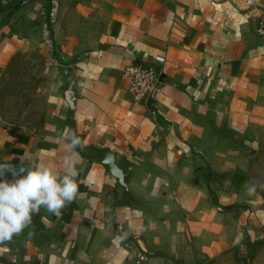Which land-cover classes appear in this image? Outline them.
Segmentation results:
<instances>
[{"label": "crops", "instance_id": "crops-1", "mask_svg": "<svg viewBox=\"0 0 264 264\" xmlns=\"http://www.w3.org/2000/svg\"><path fill=\"white\" fill-rule=\"evenodd\" d=\"M20 1L0 0V76L18 54L49 53V34L56 57L41 127L12 132L0 119V163L63 175L71 156L78 193L59 217L34 214L0 264H219L255 241L264 213L247 176L264 129V0H121L89 29L87 47L60 36L65 17L88 13L80 6L31 0L14 10ZM130 63L161 72L151 100L133 101ZM66 128L82 141L78 155L60 138ZM105 153L126 191L100 163Z\"/></svg>", "mask_w": 264, "mask_h": 264}, {"label": "rangeland", "instance_id": "rangeland-1", "mask_svg": "<svg viewBox=\"0 0 264 264\" xmlns=\"http://www.w3.org/2000/svg\"><path fill=\"white\" fill-rule=\"evenodd\" d=\"M120 1L62 0L65 11H73L80 6L83 11L88 12L77 19L65 17L64 31L60 30L61 38L65 39L64 43L71 44L68 37L79 36L80 45L89 46V38L92 37L89 29L93 25H99L101 16ZM55 18L53 17V21ZM47 20L50 22L49 18ZM53 24L54 22L50 25ZM49 40V53L37 47L29 54H18L0 76V119L12 132H35L43 123L46 115L45 93L53 66V63L50 65L51 62L48 64L47 59L56 57L51 53L52 43L53 48L55 45L50 34ZM247 180L251 186H255L254 195L260 200V204L255 207L252 204V208L264 213V129L257 133ZM219 264H264V221H260L259 234L255 241H244L232 259Z\"/></svg>", "mask_w": 264, "mask_h": 264}, {"label": "clouds", "instance_id": "clouds-1", "mask_svg": "<svg viewBox=\"0 0 264 264\" xmlns=\"http://www.w3.org/2000/svg\"><path fill=\"white\" fill-rule=\"evenodd\" d=\"M60 138L65 141L69 152L78 155L75 150L81 146L82 141L71 129L66 128ZM6 166L2 165L0 168ZM65 167V174L58 175L52 167L36 163L31 164L27 175L21 178L13 181L0 180V250H8L5 246L32 223L33 215L42 207L59 217L62 209L76 198V160L71 156L66 157ZM23 171L22 168L21 172ZM248 190L255 193V186H250ZM124 238L120 236L116 240L120 242Z\"/></svg>", "mask_w": 264, "mask_h": 264}, {"label": "built area", "instance_id": "built-area-1", "mask_svg": "<svg viewBox=\"0 0 264 264\" xmlns=\"http://www.w3.org/2000/svg\"><path fill=\"white\" fill-rule=\"evenodd\" d=\"M256 34L264 39V18L259 22ZM155 62L162 64L164 59L157 57ZM123 76L128 80L130 94L136 103L151 100L160 90L161 72L158 69L130 63L123 70Z\"/></svg>", "mask_w": 264, "mask_h": 264}, {"label": "water", "instance_id": "water-1", "mask_svg": "<svg viewBox=\"0 0 264 264\" xmlns=\"http://www.w3.org/2000/svg\"><path fill=\"white\" fill-rule=\"evenodd\" d=\"M31 0H22L14 6V10L27 4ZM100 163L104 166L108 174L114 178L117 185L126 191L125 179L126 176L117 168L114 163V158L110 153H105L100 159ZM7 165L6 167L0 168V180L2 181H13L14 179L21 178L27 175V171L31 169L29 163H0V166ZM24 169L21 172V169Z\"/></svg>", "mask_w": 264, "mask_h": 264}, {"label": "trees", "instance_id": "trees-1", "mask_svg": "<svg viewBox=\"0 0 264 264\" xmlns=\"http://www.w3.org/2000/svg\"><path fill=\"white\" fill-rule=\"evenodd\" d=\"M11 8H12V7H11ZM11 8H10V9H11ZM263 198H264V197H263Z\"/></svg>", "mask_w": 264, "mask_h": 264}]
</instances>
